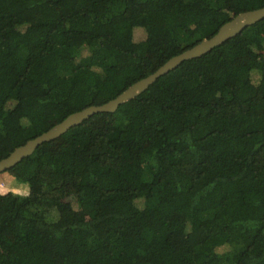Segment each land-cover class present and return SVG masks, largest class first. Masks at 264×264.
I'll return each mask as SVG.
<instances>
[{"label": "trees", "instance_id": "16d2710c", "mask_svg": "<svg viewBox=\"0 0 264 264\" xmlns=\"http://www.w3.org/2000/svg\"><path fill=\"white\" fill-rule=\"evenodd\" d=\"M263 6L0 0V159ZM7 172L0 264H264V18Z\"/></svg>", "mask_w": 264, "mask_h": 264}, {"label": "water", "instance_id": "95a60500", "mask_svg": "<svg viewBox=\"0 0 264 264\" xmlns=\"http://www.w3.org/2000/svg\"><path fill=\"white\" fill-rule=\"evenodd\" d=\"M262 18H264V6L238 14L232 20L223 24L214 35L209 38L202 39L192 47L171 57L153 73L134 82L127 89L118 94L115 98L103 104L91 105L86 107L85 109L73 112L66 116L61 122L49 128L47 131L32 139H29L25 144L16 147L6 157L0 159V173L7 171L22 158L30 155L42 142L54 139L55 137L67 131L70 127L78 125L92 114L98 112L115 111L120 104L137 96L139 93L144 91L151 83H153L159 76L167 73L168 71L179 65L182 61L203 55L213 47L234 36L235 34L242 31L245 27L261 20Z\"/></svg>", "mask_w": 264, "mask_h": 264}, {"label": "rangeland", "instance_id": "374dc122", "mask_svg": "<svg viewBox=\"0 0 264 264\" xmlns=\"http://www.w3.org/2000/svg\"><path fill=\"white\" fill-rule=\"evenodd\" d=\"M134 34L135 36H142V32L139 30L135 31ZM19 184L20 182L7 171L0 173V193L7 192L8 190L17 187ZM53 214V211L48 212V215L50 216Z\"/></svg>", "mask_w": 264, "mask_h": 264}, {"label": "bare ground", "instance_id": "6f19581e", "mask_svg": "<svg viewBox=\"0 0 264 264\" xmlns=\"http://www.w3.org/2000/svg\"><path fill=\"white\" fill-rule=\"evenodd\" d=\"M20 162V161H19Z\"/></svg>", "mask_w": 264, "mask_h": 264}]
</instances>
